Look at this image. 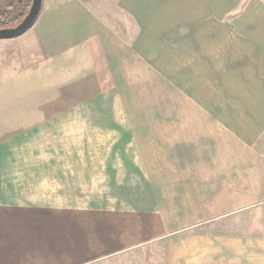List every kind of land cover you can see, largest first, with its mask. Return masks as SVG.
Listing matches in <instances>:
<instances>
[{"label":"crops","instance_id":"obj_1","mask_svg":"<svg viewBox=\"0 0 264 264\" xmlns=\"http://www.w3.org/2000/svg\"><path fill=\"white\" fill-rule=\"evenodd\" d=\"M240 2L118 0L133 37L83 0H43L0 39V264H127L160 248L164 262L142 264H264V101L127 111V89L161 71L143 58L165 34L206 66Z\"/></svg>","mask_w":264,"mask_h":264},{"label":"rangeland","instance_id":"obj_2","mask_svg":"<svg viewBox=\"0 0 264 264\" xmlns=\"http://www.w3.org/2000/svg\"><path fill=\"white\" fill-rule=\"evenodd\" d=\"M46 1L57 3L62 0ZM83 1L121 35L135 36L134 25L118 7V0ZM223 21L221 29L213 27L212 56L208 65L206 61V66L203 62L194 63L197 59L193 56V40L179 42L180 47L177 49L176 42H173L174 45L171 42V35L165 34V40L158 42L163 49L149 50V56L143 58L149 66L161 71L154 74V77L149 76L146 89H127L130 93L127 100L131 101V104H127V111L169 114L187 112L188 108L193 111L195 105L196 108L202 107L203 102L200 100L206 98H213L212 108L219 107L215 104L218 102L216 98L220 97L227 99V112L241 107L244 112H252L254 98L263 102L264 0H241L229 9ZM189 46L192 51L188 49ZM159 52L163 55H159ZM156 76L163 83L157 81ZM206 105L210 108L209 104ZM165 251L164 248L137 251L128 255L127 264H142L145 258L152 257L164 262Z\"/></svg>","mask_w":264,"mask_h":264},{"label":"trees","instance_id":"obj_3","mask_svg":"<svg viewBox=\"0 0 264 264\" xmlns=\"http://www.w3.org/2000/svg\"><path fill=\"white\" fill-rule=\"evenodd\" d=\"M31 0H0V28L15 26L28 12Z\"/></svg>","mask_w":264,"mask_h":264},{"label":"water","instance_id":"obj_4","mask_svg":"<svg viewBox=\"0 0 264 264\" xmlns=\"http://www.w3.org/2000/svg\"><path fill=\"white\" fill-rule=\"evenodd\" d=\"M42 3L43 0H31L28 12L18 24L11 27L0 28V39L16 37L29 29L39 15Z\"/></svg>","mask_w":264,"mask_h":264}]
</instances>
